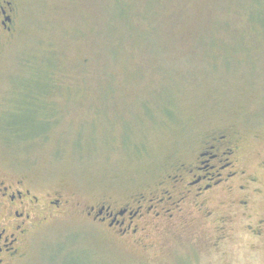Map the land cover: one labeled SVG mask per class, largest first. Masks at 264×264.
Returning <instances> with one entry per match:
<instances>
[{
  "label": "rangeland",
  "instance_id": "1",
  "mask_svg": "<svg viewBox=\"0 0 264 264\" xmlns=\"http://www.w3.org/2000/svg\"><path fill=\"white\" fill-rule=\"evenodd\" d=\"M12 1L0 175L78 205L37 229L19 264H264V0ZM218 132L241 140L247 209L223 200L202 220L186 203L125 237L86 216L167 186Z\"/></svg>",
  "mask_w": 264,
  "mask_h": 264
},
{
  "label": "flooded vegetation",
  "instance_id": "2",
  "mask_svg": "<svg viewBox=\"0 0 264 264\" xmlns=\"http://www.w3.org/2000/svg\"><path fill=\"white\" fill-rule=\"evenodd\" d=\"M16 18L13 1L0 0V49L14 34ZM239 151L240 139L227 132L209 134L202 139L199 152L190 164L174 168V176L167 178V186L162 184L157 192L130 200L124 208L98 206L90 209L86 216H93L95 222L104 223L125 237L136 235L137 223L152 212L157 220L164 217L172 220L175 214L182 213L181 206L189 203L203 220L216 216L220 208L225 210L223 200L234 202L231 209L238 207L235 195L256 182L248 176L247 169L240 168ZM261 164L264 166V162ZM239 178H245L247 183L236 187ZM253 203L251 197L245 196L241 203L238 202V208L247 209ZM66 207L78 209V205L72 206L59 192L38 196L13 172L0 175V264H19L36 230L57 220ZM228 216L226 212L220 214L222 222H226Z\"/></svg>",
  "mask_w": 264,
  "mask_h": 264
},
{
  "label": "trees",
  "instance_id": "3",
  "mask_svg": "<svg viewBox=\"0 0 264 264\" xmlns=\"http://www.w3.org/2000/svg\"><path fill=\"white\" fill-rule=\"evenodd\" d=\"M22 122H23V121H22ZM28 122H29V121H28ZM28 122H27V123H28ZM16 126H18V125H16ZM14 129H18V128H14Z\"/></svg>",
  "mask_w": 264,
  "mask_h": 264
}]
</instances>
